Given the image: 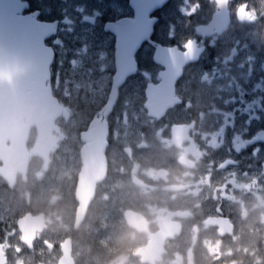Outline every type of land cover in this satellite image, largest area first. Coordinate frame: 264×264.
<instances>
[{
    "label": "flooded vegetation",
    "instance_id": "obj_1",
    "mask_svg": "<svg viewBox=\"0 0 264 264\" xmlns=\"http://www.w3.org/2000/svg\"><path fill=\"white\" fill-rule=\"evenodd\" d=\"M172 1L148 15L147 20L155 23L132 54L134 71L116 87L104 118V175L94 184L82 222L75 225L80 159L71 197L73 214L66 226L71 229L61 234L51 223L48 234L52 210L23 213L12 226L20 243L14 251L20 263H27V256L21 254L34 253L27 264H59L62 245L67 242L73 264H264V0H229L227 21L217 19L202 35L197 30L207 28L220 13L216 0H204L210 11L206 7L205 19L193 21L197 25L190 27L182 40L166 37L162 29L165 20L161 16ZM1 9L9 12L0 17L8 52L4 62L0 61V82L6 83L7 90L26 98L28 86L35 91L42 89V79L37 75L41 73L39 64L33 54L26 74L24 48L34 50L27 34L33 38L36 25L45 24L53 31L44 42L53 55L45 83L52 97L60 101L58 75L60 67L65 69L59 63L60 44L78 45L77 40L82 38L92 45L93 53L101 50L107 56L106 73L111 82L103 108L107 106L116 74L115 54L122 50L117 44L124 39L130 44L138 34L130 0H0ZM27 25L31 27L27 29ZM188 44L198 54L194 62L182 68L174 85L179 103L160 120L146 115L153 125L164 123L163 132L151 136L150 130H144L151 137L149 147L143 145L146 152H142L134 145L129 160L122 159L119 152H111L110 122L117 116L121 93L132 87L129 82L139 62L140 67L148 71L152 68L156 75L136 90L144 110L146 88L157 85L158 75L164 71L154 62L157 49L176 47L184 52ZM88 67V72L96 73L100 66ZM22 97L12 98L17 102ZM103 108L98 119L87 123L79 140L101 118ZM58 122L55 124L59 127ZM177 126L181 127L180 143L173 141L172 129ZM35 138V129L31 128L28 152ZM55 154L49 153L47 164L39 157H29L26 173H17L12 187L0 177V203H8L9 197L14 200L20 189L31 190L32 171L33 176L37 171L36 192L42 184L48 187L56 183L52 177ZM133 158L137 165L125 164ZM3 166L0 158V169ZM175 176H181L183 183ZM124 194L128 201H119ZM98 198L103 204L97 203ZM51 202L55 205L53 199ZM27 216L32 218L31 226L38 220L29 246L21 241L17 227V222ZM84 223L88 228L82 227ZM12 261L8 248L0 242V263Z\"/></svg>",
    "mask_w": 264,
    "mask_h": 264
},
{
    "label": "water",
    "instance_id": "obj_2",
    "mask_svg": "<svg viewBox=\"0 0 264 264\" xmlns=\"http://www.w3.org/2000/svg\"><path fill=\"white\" fill-rule=\"evenodd\" d=\"M168 0H130L131 5L136 13V21L134 25L138 28V34L130 44H126L127 40H119L117 49L122 45V50H117L115 54L116 74L112 80V92L109 102L100 113L101 118L94 121L85 134H81L80 141L83 144L80 148L81 170L77 177L76 201L78 208L76 211L75 225L78 226L82 222L85 211L90 199L94 193V184L102 179L104 175V157L103 153L107 148V130L104 118L106 117L115 90L122 81L134 71L132 63V54L140 45L143 38L149 35L150 27L153 26L155 20H147L149 14L160 9ZM219 4V15L213 17L209 26L200 28L197 33L205 35L217 19L223 18L227 21V4L229 0H216ZM8 10L1 9L0 17L6 15ZM13 11L11 14L13 15ZM31 26L27 25V29ZM3 24H0V61L3 63L8 57L6 44L3 36ZM53 33L51 28L45 24L36 25V33L30 39L27 34V41L33 43L34 50L24 48L26 55V74H29V58L33 54L38 61V77L42 79V89L35 91L30 86L27 87L26 98L22 94L13 93L6 89L7 85L4 81L0 82V150H9V152H0V158L4 160V166L0 169V177H2L10 187L14 185L17 173L24 175L26 173L28 159L31 156L39 157L47 164L49 153L55 152L58 148V135L60 129L55 124L65 113L61 105L51 95L49 87L45 83L49 79V66L52 61V51L45 46L44 42ZM115 33V32H114ZM120 37V36H119ZM186 45L185 51H179L176 47H161L157 49V57L154 62L160 65L164 71L158 75L159 82L157 85H148L146 88V102L144 109L147 117L160 120L168 109L173 108L179 103L174 96V85L181 77L182 68L188 63L194 62L198 52ZM1 69V67H0ZM6 70V68H3ZM34 71L32 72L33 75ZM36 76V75H33ZM27 76V79L34 77ZM11 94V95H10ZM20 98L14 102L13 98ZM31 128L35 129L36 138L29 152L26 149L28 133ZM181 127L172 129L173 141L180 143L178 136ZM10 142L7 146L6 143ZM17 150L18 152H11ZM131 216V215H130ZM32 218L27 216L17 222V227L21 233V241L29 246L33 239V233L38 227V220L35 225L31 226ZM62 258L59 264H73L71 259V249L67 242L62 245ZM4 262L0 263L3 264Z\"/></svg>",
    "mask_w": 264,
    "mask_h": 264
},
{
    "label": "rangeland",
    "instance_id": "obj_3",
    "mask_svg": "<svg viewBox=\"0 0 264 264\" xmlns=\"http://www.w3.org/2000/svg\"><path fill=\"white\" fill-rule=\"evenodd\" d=\"M206 7L210 11L207 1L204 0L172 1L169 6L170 9L161 16L165 20L162 29L166 37L170 36L176 40H182L190 27L197 25L193 21L198 22L205 19L203 16L207 13ZM200 9L202 10L199 11ZM67 20H71L70 17ZM80 20H82V16ZM66 26L67 29H70L69 25ZM77 41L79 42L78 45L60 44L61 56L59 63L60 66L64 65L65 69L60 67L59 70V99L66 115L58 122L60 136L58 149L54 155L55 163L52 171V177L56 180V183L48 187L42 184L41 189L36 192L35 178L37 179V171L35 176H33L32 171L31 190L20 189L14 200L13 197H9L8 203L3 201L0 203V242L8 248L13 258L10 264H27L34 254H21L27 256V263H20L19 260L21 259L14 252L15 249L20 248V243L17 232L14 231L12 226H14L16 218L23 215V213L27 211L35 212L36 209L41 208L46 209L48 212L52 210L53 219L52 217L49 219L50 229L48 234L52 231L51 223L61 234L65 229L68 231L71 229V226L69 228L66 226L71 219V214H73L71 197L75 189L74 180L80 170L79 150L82 143L79 140V134L84 131L89 121L99 118V112L105 101H107L109 90L107 88L111 82V77L106 73L109 69V65L106 63L108 60L106 54L101 50L93 53L92 45L86 44L82 38ZM87 49L90 50L89 53H87ZM140 59L142 61L141 55ZM95 64L100 66L98 72H88V66L95 68ZM140 65L142 64L139 62L138 71L129 82L132 87L121 93L122 100L117 105V116L112 119L109 126L111 152H119L121 158L124 159L125 157L126 160H129L134 145L139 147L142 152H146L143 145L149 147L151 137L143 133L144 130H150L151 136L153 134L156 136L158 132H163L165 126L164 123L153 125L146 117L142 102L137 99V88L156 78L152 68L148 71L147 68L140 67ZM122 163L124 164V162ZM125 164L131 166L137 165V162L133 158L131 162ZM126 197L124 194L122 200L119 201H128L124 200ZM118 198H121V196ZM51 199L54 200L55 205L52 204ZM97 203L103 204L100 198L97 199ZM82 227L88 228V224L84 223Z\"/></svg>",
    "mask_w": 264,
    "mask_h": 264
},
{
    "label": "clouds",
    "instance_id": "obj_4",
    "mask_svg": "<svg viewBox=\"0 0 264 264\" xmlns=\"http://www.w3.org/2000/svg\"><path fill=\"white\" fill-rule=\"evenodd\" d=\"M189 175H191V174L190 173H184V176H189ZM174 179L183 183V178L181 176H175Z\"/></svg>",
    "mask_w": 264,
    "mask_h": 264
}]
</instances>
